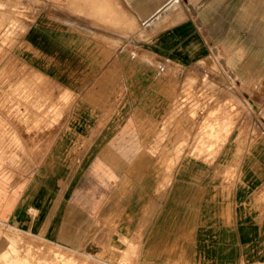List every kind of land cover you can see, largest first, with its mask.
Segmentation results:
<instances>
[{
	"label": "rangeland",
	"instance_id": "rangeland-1",
	"mask_svg": "<svg viewBox=\"0 0 264 264\" xmlns=\"http://www.w3.org/2000/svg\"><path fill=\"white\" fill-rule=\"evenodd\" d=\"M77 1L0 0V264H264V0L196 60Z\"/></svg>",
	"mask_w": 264,
	"mask_h": 264
},
{
	"label": "crops",
	"instance_id": "crops-1",
	"mask_svg": "<svg viewBox=\"0 0 264 264\" xmlns=\"http://www.w3.org/2000/svg\"><path fill=\"white\" fill-rule=\"evenodd\" d=\"M90 3H93V17L99 15L109 24L116 25L118 16L120 22L125 25L132 24L134 21L147 24L144 27L146 32L157 34L152 42L156 47L154 53L158 56L164 55L166 46H168L172 48V54L189 55L194 57V60L203 57L205 56L203 34H261L259 27H253V30L247 31L244 28L245 22H261L259 16L250 20L245 19V0H78L76 24L80 30H77V34L90 33L87 31V27L91 26L89 20L85 22L88 16L84 14L82 17L84 20L81 21L79 10L81 7H88ZM234 23H237L238 26L235 27ZM90 24H92L91 33L93 34H107L106 31L109 34H115L116 32L114 27H102L97 23ZM77 54L79 56V52ZM181 57L179 56L178 60L174 58V61L181 63L186 60L185 57ZM79 62L81 61L78 58ZM111 65L109 70L116 69ZM99 66L101 65L99 64ZM178 66L183 67L182 64ZM99 69L101 70V67ZM111 146H108V151ZM77 209L70 212L72 215L76 214V220L72 218L67 223L63 220L60 223L57 221V226L52 224L48 236L53 241L63 246H75L74 241H76V237L78 238L79 228H81L79 216L83 217L85 214L83 209ZM19 213L21 211L17 212V214ZM16 219L18 217L15 215ZM31 225L33 224L30 222L28 227L30 230L38 227L36 222V226ZM47 231L49 233L48 227ZM74 232H77V235Z\"/></svg>",
	"mask_w": 264,
	"mask_h": 264
}]
</instances>
